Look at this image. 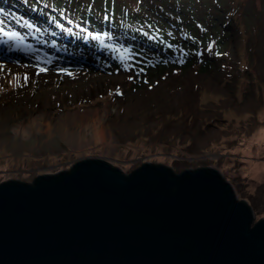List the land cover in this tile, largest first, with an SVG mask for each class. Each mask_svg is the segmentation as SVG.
Returning a JSON list of instances; mask_svg holds the SVG:
<instances>
[{"label": "rangeland", "instance_id": "1", "mask_svg": "<svg viewBox=\"0 0 264 264\" xmlns=\"http://www.w3.org/2000/svg\"><path fill=\"white\" fill-rule=\"evenodd\" d=\"M22 1L32 5L28 14L20 0L0 3V28L23 39L0 36L8 40L0 51L21 60H0V182L31 183L88 157L126 174L144 162L176 173L210 166L252 208L254 222L264 219V0H82L104 13L94 25L110 32L103 44L83 25L55 27L70 21L78 0ZM128 9L142 11L141 20ZM124 24L163 34L121 33ZM116 45L130 56L122 60ZM83 113L112 139L110 151L89 139L62 141L57 125Z\"/></svg>", "mask_w": 264, "mask_h": 264}, {"label": "water", "instance_id": "2", "mask_svg": "<svg viewBox=\"0 0 264 264\" xmlns=\"http://www.w3.org/2000/svg\"><path fill=\"white\" fill-rule=\"evenodd\" d=\"M0 51L1 61L21 60ZM210 166L98 157L0 182V264H264V219Z\"/></svg>", "mask_w": 264, "mask_h": 264}, {"label": "trees", "instance_id": "3", "mask_svg": "<svg viewBox=\"0 0 264 264\" xmlns=\"http://www.w3.org/2000/svg\"><path fill=\"white\" fill-rule=\"evenodd\" d=\"M3 1L4 0H0V3H3ZM20 1H21V3H23V5H25L24 8H25L26 11H27V8L28 9H31L32 8V7H30L32 5H30V4H27L26 5L25 2H23L22 0H20ZM64 1H61V3H63ZM67 1L69 2V4H73L75 0H73V2H72V0H67ZM78 1H79L78 4L76 2V4H74V6H71V8H72L71 10L69 8V11H70V13L72 15L70 21H67L66 20L65 21V25H59L58 26V24H57V25H55V27L57 29L64 30L65 32H66V30H68V31H76L77 32V29L80 28L79 25H83L84 28H86V30H89V33H92V34H100L101 35V36L99 35L100 37H97L95 35L94 36L97 37L98 39L102 40V43L101 44H103V42L107 38V36H105L103 34L104 33H108V37H109L110 32L108 30H102V29L96 30V27L94 26L95 24H97V25L99 24L100 25V23L105 20V17L103 15L104 14L103 11H94L89 6V3H87V5H86V3L85 2H82V0H78ZM83 3H85V4H83ZM159 8H162V7H159ZM0 9H2V8L0 7ZM45 9H46V7L41 5V9L39 7V9H37V11H39V10L44 11ZM149 10H151V9H149ZM128 12L130 14L132 13V15H138L139 16V19L141 20V17L140 16L143 14L142 11L135 9L134 11L131 12L130 9H128ZM161 12H164V10L159 9L156 13H161ZM99 13H103V14L102 15H98ZM145 13H149V12H145ZM2 14H3V11H0V15H2ZM27 14H28V11H27ZM47 14H48V12H47ZM6 15L7 14L5 13V16ZM60 15L61 14L59 13V16ZM3 16H4V14L2 16H0V21H3V22L7 21L6 18H2ZM100 18L102 20H99ZM20 19H25V18H20ZM121 20L124 21V23L125 22H132V23H136V24H140L141 23V22H139L140 20H135V19H131V18H126L125 20L124 19H121ZM111 27H114V26H111ZM117 27L119 28V30H120L119 32H121V33H128V34L136 33L137 35H140V36L143 37L142 34H139L138 33V32H143L144 36L147 37V39H149V38L152 39V37H153L156 40H159L158 39V36H160V35L163 34L162 31L159 29L157 31V34H159V35H156L155 36V35H153V31L154 30H151V31H147V30H144V29L139 30L138 29L139 27H135V25H131V24H124L123 26H117ZM157 28H160V26L157 27ZM11 29H15V27L14 28L12 27ZM19 37H20V35H19ZM19 37L16 38V40L22 41L23 39L22 38H19ZM110 39H112V38H110ZM163 41H165V43H166V41H168V40L163 38ZM162 46L165 47L166 49H168L167 44L162 45ZM172 51H175V48L172 49Z\"/></svg>", "mask_w": 264, "mask_h": 264}, {"label": "bare ground", "instance_id": "4", "mask_svg": "<svg viewBox=\"0 0 264 264\" xmlns=\"http://www.w3.org/2000/svg\"><path fill=\"white\" fill-rule=\"evenodd\" d=\"M91 116H85L84 113L82 116L80 114L74 117H67L65 120L61 121L57 127L56 131L61 137L62 141L68 143L69 145H80V143H84L89 139L92 145H104L109 151L114 146L112 143V139L106 141L104 140L105 136L100 127V124L95 120V124H93V120L88 122V118ZM35 120L34 118L29 120L26 128H31L34 126ZM38 123L35 126L41 127L43 122L38 119ZM47 123V122H46ZM91 123V124H88ZM86 125H90L89 127ZM48 128L50 127L48 124L46 125ZM74 128V130H73ZM21 133L25 134V128H21ZM32 129V128H31ZM17 132V131H16Z\"/></svg>", "mask_w": 264, "mask_h": 264}, {"label": "snow or ice", "instance_id": "5", "mask_svg": "<svg viewBox=\"0 0 264 264\" xmlns=\"http://www.w3.org/2000/svg\"><path fill=\"white\" fill-rule=\"evenodd\" d=\"M0 11H3V9H0ZM32 26L34 27V25H32ZM19 35L20 34L16 31L5 30L4 28H0V36L7 37L9 40H11L13 38H18ZM92 35L99 37L100 34H92ZM103 35L107 36L108 33H104ZM0 43L6 44V43H8V40H0ZM110 47H113L115 50L124 54V55H121L122 60H124L130 56L129 50L124 48L122 45H116V46H110ZM35 67H36L37 72L46 71V69L42 68L40 65H36ZM0 68H3V64H0ZM57 71L66 73L69 76L72 75V73L66 68L57 69ZM13 75L15 76L16 74H13ZM27 81H28V75H27V73H25L24 74V82L27 83ZM9 83H12V81H9ZM17 83H19V81H17Z\"/></svg>", "mask_w": 264, "mask_h": 264}, {"label": "clouds", "instance_id": "6", "mask_svg": "<svg viewBox=\"0 0 264 264\" xmlns=\"http://www.w3.org/2000/svg\"><path fill=\"white\" fill-rule=\"evenodd\" d=\"M114 165V164H113Z\"/></svg>", "mask_w": 264, "mask_h": 264}, {"label": "flooded vegetation", "instance_id": "7", "mask_svg": "<svg viewBox=\"0 0 264 264\" xmlns=\"http://www.w3.org/2000/svg\"><path fill=\"white\" fill-rule=\"evenodd\" d=\"M248 204V203H247Z\"/></svg>", "mask_w": 264, "mask_h": 264}]
</instances>
